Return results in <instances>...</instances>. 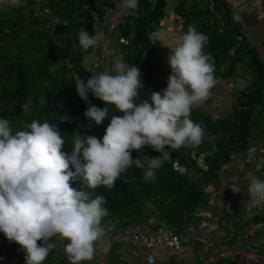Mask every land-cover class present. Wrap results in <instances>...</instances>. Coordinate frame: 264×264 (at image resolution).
<instances>
[{"label":"trees","instance_id":"obj_1","mask_svg":"<svg viewBox=\"0 0 264 264\" xmlns=\"http://www.w3.org/2000/svg\"><path fill=\"white\" fill-rule=\"evenodd\" d=\"M118 1L47 0L51 13L41 21L25 14L23 5L0 7V118L10 121L13 132L28 130L27 125L33 119L57 124L66 141L63 150L70 151L75 133L102 139L111 117L122 115L109 105V116L100 125L93 123L90 126L84 116L87 106L92 104L103 108L107 105L91 92L87 104L81 100L75 90L76 77L67 75L63 68L67 58L85 82L91 75L102 72L99 67L90 71L84 64V57L92 52L93 47L83 50L78 33L80 27L90 35L95 31L103 32L108 20L97 23L96 16L103 7L110 8L111 12ZM167 7V0H139L138 8L132 10L133 14L115 30L118 48L123 52L122 60L138 66L142 81L153 91L167 87L162 72L169 66L167 61L160 59V49L152 39L155 27L168 16ZM171 9L175 20L181 21L183 33L189 25H194L197 31L207 35L208 44L204 50L214 59V75L218 80L236 77L238 66L243 63L250 66V80L233 92L236 103L224 118L211 120L203 113L197 114L199 109L196 106L192 108L190 118L206 133L203 142L195 147L170 150L171 157L156 171L155 180H146L144 170L133 166L118 178L112 189L106 186L84 189L80 179L70 182L73 188L86 190L93 198L96 195L105 198L108 215L101 219L104 231L146 223L148 215L154 217L155 230L159 224L176 233L183 230L191 214L206 202L204 182L214 180L231 156L245 151L254 139L264 134V64L257 49L243 33V24L233 14L228 1L179 0ZM38 22L40 29L28 30ZM59 37L69 42L67 48L51 47L53 40ZM29 99L31 108L25 114L21 105ZM43 99L45 103H41ZM218 133L222 136L213 142L208 140L209 136ZM131 154L133 158L160 155L148 146L141 152L133 150ZM199 161L203 163L202 168H198ZM176 164L198 168L202 179L191 180L187 173L177 169ZM260 221H264L263 216L254 220L256 223ZM12 249L16 251L15 246ZM21 256L24 259L23 251ZM218 264L236 263L228 260Z\"/></svg>","mask_w":264,"mask_h":264},{"label":"clouds","instance_id":"obj_2","mask_svg":"<svg viewBox=\"0 0 264 264\" xmlns=\"http://www.w3.org/2000/svg\"><path fill=\"white\" fill-rule=\"evenodd\" d=\"M24 2L0 0V5L21 7ZM138 6L139 0H120L117 15L123 16ZM114 36L115 33L112 40ZM104 39L101 31L90 35L84 27L79 29V45L85 51L93 47L96 53L95 46ZM57 40L62 44L59 48H67L69 42L60 37ZM54 42L55 39L51 47L56 49ZM207 44V35L189 25L180 42L169 48L167 64L171 71L167 80L163 77L167 87L152 92L139 103L142 73L132 63L116 59L110 71L91 75L86 82L77 76L74 84L81 100L87 104L91 92L107 105L87 106L84 116L90 126L100 125L109 116V105L122 115L111 117L102 139L75 133L70 151L63 150L66 141L57 124L33 119L27 125L28 130L13 132L10 121L0 118V233L20 247L25 264H43L56 246L54 238L67 241L64 252L70 264L93 259L94 243L105 234L101 219L108 215L106 200L102 195L93 198L88 191L73 188L70 182L80 179L84 189L100 186L112 189L118 178L133 166L144 170L146 180H155L156 171L170 159V150L195 147L203 142L206 133L190 116L192 108L206 101L217 83L214 59L204 50ZM93 64L98 66L90 71L99 67L97 61ZM63 68L69 75L65 61ZM31 104L29 99L21 105L25 114ZM145 146L160 155L132 157L133 150L141 152ZM197 163L198 168L203 167L202 162ZM176 166L183 169H178L181 173H187L186 166ZM249 180L250 203L264 205V179ZM146 223L136 224L141 227ZM147 259L154 264L153 257Z\"/></svg>","mask_w":264,"mask_h":264},{"label":"crops","instance_id":"obj_3","mask_svg":"<svg viewBox=\"0 0 264 264\" xmlns=\"http://www.w3.org/2000/svg\"><path fill=\"white\" fill-rule=\"evenodd\" d=\"M227 1L237 20L242 22L243 33L257 49L258 56L264 64V0ZM22 5L25 7L24 13L32 15L33 3L26 1ZM172 5L168 2L167 26L162 30V34H157L154 39L155 45L160 49V59L163 61H167L169 48L175 47L183 35L181 21L175 20L171 9ZM100 11L95 19L97 23L105 22L110 16V8L103 7ZM165 19L167 18L165 17ZM117 42L119 41L117 35H115L112 45L116 52L109 58L99 59L94 51L86 55L83 60L86 67L91 70L93 63L97 61L100 70L110 71L113 62L116 59H122L123 55ZM237 73V76L232 79H217L216 85L210 90L209 98L196 106L199 109L197 114L203 113L211 120H218L232 112L236 103V95L233 92L238 91L237 89L245 86L250 80V66L247 63L239 64ZM152 92H154L153 89L146 96L147 92L144 88L139 89L137 103L148 99ZM236 94L239 96V93ZM220 136L222 134L218 133L215 136H209L208 140L213 142L215 138ZM187 175L193 181L202 179V174L196 167H187ZM250 177L264 179V134L254 139L245 151L231 156L227 164L219 170L218 176L214 180L204 182L206 202L191 214L184 229L177 231L182 240L188 245L191 244L194 249L195 247L201 248L203 244L199 237L203 236V230L208 229L209 233L204 234L203 237L214 242L213 249L226 246L230 242L241 247L260 248L263 235L254 220L256 217L261 216L259 209L264 210V205L256 206L250 203L247 194ZM202 222H207L210 227L204 229V227H201ZM161 228H165L169 233L173 231L163 224H159L155 230L152 215H148L147 223L140 227L142 232L151 235H154ZM104 233V236L94 243L95 253L93 259L82 261L81 264H149L146 261L148 251L142 246H131L124 243L112 244L109 239L110 232L107 230ZM231 236L236 237L233 239ZM54 239L56 246L43 264H60L62 262L70 264L64 252V243H67V241L61 242L58 238ZM10 246L11 248L15 246L17 250L20 249L15 242H12ZM105 246L109 247L106 252L103 251ZM206 248L204 247V249ZM194 249L188 250L181 256H175L170 251H157L153 256L154 264H197L194 260L196 257ZM206 251H209V249ZM21 260L24 259L21 258ZM23 262L21 261L20 264H23Z\"/></svg>","mask_w":264,"mask_h":264},{"label":"built area","instance_id":"obj_4","mask_svg":"<svg viewBox=\"0 0 264 264\" xmlns=\"http://www.w3.org/2000/svg\"><path fill=\"white\" fill-rule=\"evenodd\" d=\"M119 2L120 0L115 5L114 9H111L109 20L105 24V29L103 30L105 39L95 46V51L100 58L111 57L115 54L116 51L111 40L115 33L116 27L123 24L126 21V18L133 14L132 10H130L123 16L117 15V5ZM32 3L34 5L32 15L37 21L47 18V15L51 13V8L46 4L47 0H32ZM64 18H67L66 14H64ZM57 21L58 19L55 21V23H57ZM34 28H41L39 22L32 24L30 30H33ZM61 45V42L55 39L54 47L58 49ZM65 65L67 68V73L70 76H78L73 67L70 65L69 61L66 60ZM96 66L98 65L93 64V67ZM170 71L171 70L169 67L164 71V77L166 80L170 74ZM178 169L183 171L181 167H178ZM259 211L261 216L264 217V210L259 209ZM256 224L258 225L259 231L263 235L260 248L241 247L230 242V244H227L226 246L213 249L212 247L214 246V242L203 237V235L199 237L203 244L202 248L207 247L209 251H206L208 249H196V257L194 259L195 262L200 264H217L219 262L233 260L236 264H264V221H260ZM201 226H205V229L206 227H210L206 223H202ZM207 233L208 229L203 230L202 232V234ZM231 238L234 237L231 236ZM109 239L110 243L112 244L124 243L131 246H142L148 251V255L146 257L147 263H149L147 258L149 256L153 257L157 251H170L174 253L175 256H181L191 249V246L182 241L180 235L176 232L172 231L169 233L165 228H161L154 235H151L146 232H142L139 225L137 224H129L119 227V229L116 231L110 232ZM11 243L12 242H9L4 237L3 233H0V264H20L22 261L20 249H16V251H14L10 246ZM108 248V246L103 247V251L106 252Z\"/></svg>","mask_w":264,"mask_h":264},{"label":"rangeland","instance_id":"obj_5","mask_svg":"<svg viewBox=\"0 0 264 264\" xmlns=\"http://www.w3.org/2000/svg\"><path fill=\"white\" fill-rule=\"evenodd\" d=\"M179 0H167V4H168V2H170L171 4H174V3H176V2H178ZM4 5H0V7H3ZM2 11H1V9H0V13H1ZM167 19H162V21L160 22V25L158 26V27H155V28H157L153 33H152V39L154 40L155 39V37H156V35L157 34H162L161 32H162V30L164 29V27L165 26H167V23H168V17H166ZM154 28V29H155ZM164 33V32H163ZM142 76V75H141ZM142 84H143V88H144V90L147 92L146 93V96L148 95V93L149 92H151L152 91V89L150 88V86H147L146 84H144V81H142ZM150 96V95H149ZM149 98V97H148ZM236 237V236H235ZM235 237L233 238V239H235ZM232 239V240H233ZM232 244H233V242H232ZM197 264H200V263H197Z\"/></svg>","mask_w":264,"mask_h":264}]
</instances>
